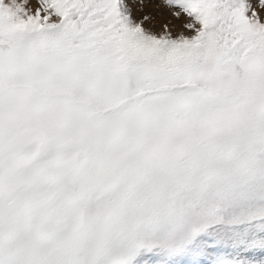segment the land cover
Listing matches in <instances>:
<instances>
[{
	"label": "snow or ice",
	"instance_id": "6c2138e0",
	"mask_svg": "<svg viewBox=\"0 0 264 264\" xmlns=\"http://www.w3.org/2000/svg\"><path fill=\"white\" fill-rule=\"evenodd\" d=\"M138 2L0 0V264H264V0Z\"/></svg>",
	"mask_w": 264,
	"mask_h": 264
},
{
	"label": "rangeland",
	"instance_id": "374dc122",
	"mask_svg": "<svg viewBox=\"0 0 264 264\" xmlns=\"http://www.w3.org/2000/svg\"><path fill=\"white\" fill-rule=\"evenodd\" d=\"M171 11L163 6V0H143V5L138 2L133 6V15L139 18L147 14L150 19L145 22V27L151 28L157 33L163 31L165 24L173 34L180 31V21L172 17Z\"/></svg>",
	"mask_w": 264,
	"mask_h": 264
}]
</instances>
